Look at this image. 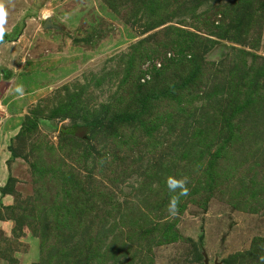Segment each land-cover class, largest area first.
Here are the masks:
<instances>
[{
    "label": "rangeland",
    "instance_id": "1",
    "mask_svg": "<svg viewBox=\"0 0 264 264\" xmlns=\"http://www.w3.org/2000/svg\"><path fill=\"white\" fill-rule=\"evenodd\" d=\"M262 258L264 0H0V264Z\"/></svg>",
    "mask_w": 264,
    "mask_h": 264
},
{
    "label": "clouds",
    "instance_id": "2",
    "mask_svg": "<svg viewBox=\"0 0 264 264\" xmlns=\"http://www.w3.org/2000/svg\"><path fill=\"white\" fill-rule=\"evenodd\" d=\"M14 91L22 97L24 95L23 85H17ZM166 184L169 192L173 194L169 200L168 210L170 214L175 215L178 210L180 197L187 196L189 193V189L187 187V178L183 177L177 179L175 177L169 176L166 180Z\"/></svg>",
    "mask_w": 264,
    "mask_h": 264
},
{
    "label": "trees",
    "instance_id": "3",
    "mask_svg": "<svg viewBox=\"0 0 264 264\" xmlns=\"http://www.w3.org/2000/svg\"><path fill=\"white\" fill-rule=\"evenodd\" d=\"M7 36H10V35L4 33V34L2 35V37H1V39L4 40V38H6Z\"/></svg>",
    "mask_w": 264,
    "mask_h": 264
},
{
    "label": "water",
    "instance_id": "4",
    "mask_svg": "<svg viewBox=\"0 0 264 264\" xmlns=\"http://www.w3.org/2000/svg\"><path fill=\"white\" fill-rule=\"evenodd\" d=\"M48 22V21H47Z\"/></svg>",
    "mask_w": 264,
    "mask_h": 264
}]
</instances>
